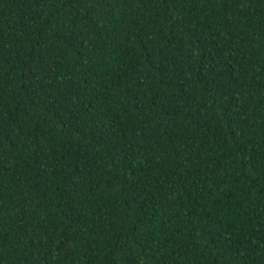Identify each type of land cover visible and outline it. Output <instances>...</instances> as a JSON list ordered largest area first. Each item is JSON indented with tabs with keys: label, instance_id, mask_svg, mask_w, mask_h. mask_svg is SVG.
Segmentation results:
<instances>
[{
	"label": "trees",
	"instance_id": "obj_1",
	"mask_svg": "<svg viewBox=\"0 0 264 264\" xmlns=\"http://www.w3.org/2000/svg\"><path fill=\"white\" fill-rule=\"evenodd\" d=\"M0 264H264V0H0Z\"/></svg>",
	"mask_w": 264,
	"mask_h": 264
}]
</instances>
